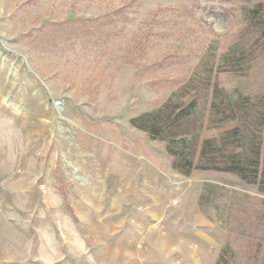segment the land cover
<instances>
[{
    "label": "rangeland",
    "instance_id": "374dc122",
    "mask_svg": "<svg viewBox=\"0 0 264 264\" xmlns=\"http://www.w3.org/2000/svg\"><path fill=\"white\" fill-rule=\"evenodd\" d=\"M259 1L0 0V264H264V185L134 124L190 80L264 94L262 46L227 63Z\"/></svg>",
    "mask_w": 264,
    "mask_h": 264
},
{
    "label": "trees",
    "instance_id": "16d2710c",
    "mask_svg": "<svg viewBox=\"0 0 264 264\" xmlns=\"http://www.w3.org/2000/svg\"><path fill=\"white\" fill-rule=\"evenodd\" d=\"M246 13L257 35L227 63L248 61L256 47L262 46L264 53V3L259 1ZM193 82L177 91L182 94L174 95L177 101L172 95L162 108L136 117L134 124L165 141L172 166L183 173L221 171L249 184L264 185V94L232 101L216 82L205 86ZM190 87L195 92L182 99L181 92ZM209 129L217 133L205 135ZM216 264H229L224 253Z\"/></svg>",
    "mask_w": 264,
    "mask_h": 264
}]
</instances>
